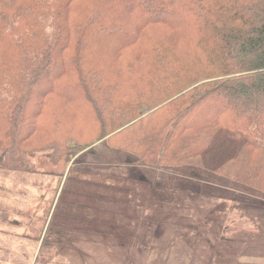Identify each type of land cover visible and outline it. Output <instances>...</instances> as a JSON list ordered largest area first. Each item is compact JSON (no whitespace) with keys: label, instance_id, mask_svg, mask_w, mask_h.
Here are the masks:
<instances>
[{"label":"trees","instance_id":"trees-1","mask_svg":"<svg viewBox=\"0 0 264 264\" xmlns=\"http://www.w3.org/2000/svg\"><path fill=\"white\" fill-rule=\"evenodd\" d=\"M101 139L117 153L109 178L125 175L116 192L142 188L180 235L185 209L220 202L144 168L264 202V0H0V170L33 173L37 153L70 161Z\"/></svg>","mask_w":264,"mask_h":264},{"label":"crops","instance_id":"crops-1","mask_svg":"<svg viewBox=\"0 0 264 264\" xmlns=\"http://www.w3.org/2000/svg\"><path fill=\"white\" fill-rule=\"evenodd\" d=\"M172 176L174 175L165 172L161 181L156 180L157 184L181 190H192L191 186L199 187L201 184L200 181L192 178ZM139 178L147 180L144 176ZM176 182L178 186L174 185ZM92 187L88 192L94 190ZM117 187L112 184L106 190V195L102 196L101 202L97 199L88 207L89 210L92 208V211H104L105 236L87 242L89 244L85 255L87 264H264L263 202L216 204L185 209L184 211L194 210L203 215L193 220L184 218L185 226L180 229L183 235H180L175 218L167 214L161 219L151 215L140 216L137 207L142 204L125 200V195L121 192L111 190ZM73 204L79 205V203ZM151 206L153 207L150 212L162 211L165 207L166 210H171L164 205ZM141 211L140 209L139 212ZM89 218L90 222H95V225L88 226L98 228L96 225L101 222L96 220L99 219H95L93 214ZM130 218H135L132 224L128 221ZM78 221L74 228L80 227ZM189 221L194 224L193 229L188 226ZM10 222L0 219V248H3L0 249V261L4 260L6 264H36V262L32 263V260H46L43 258L47 252L17 249V241L4 243V238L10 235H7L8 232H5L1 226ZM113 224L115 230L112 229ZM128 228H131L130 234L127 233ZM43 231L41 230L39 235H34L40 237L38 241L35 240L37 247L42 242ZM21 236L29 239L26 233ZM22 237H20L23 239L21 241L27 244ZM74 243L79 245L82 242L75 240L71 244ZM70 255V253L55 252L51 256L56 261L59 260V264H72L69 260L74 257Z\"/></svg>","mask_w":264,"mask_h":264},{"label":"rangeland","instance_id":"rangeland-1","mask_svg":"<svg viewBox=\"0 0 264 264\" xmlns=\"http://www.w3.org/2000/svg\"><path fill=\"white\" fill-rule=\"evenodd\" d=\"M97 19L100 18L97 17ZM156 34L150 32L147 33L146 41L148 43L155 42ZM174 39L175 37H173V42ZM92 54L93 51H90L89 55L91 56ZM121 85H129V82L126 78L122 81ZM100 141H102V139L92 142L90 146H88V148H95L96 146L100 145V147H98L95 152L94 150L86 152L85 149L79 154L73 156L70 161H67L64 157L54 159L51 158L47 152H39L33 157V162L35 164L34 166L36 168V172L33 173L3 172L0 170V219L11 221L8 224L2 225L1 228L4 229L5 232H8L6 233L7 235L13 236L4 238V243L17 241V249L27 251L41 250L44 253L47 252V255H45L43 258L46 260H32V263L59 264L60 261H56V259H54L51 255L57 252L58 248H60L53 242L59 239L57 232L61 229L63 230L64 234L66 233L67 238H65L66 246L62 248L63 250H61L60 253H70V256L74 257L73 259L69 260L72 264H87L85 258L86 251L89 246L87 242L93 240L94 238L105 236V234L102 230L96 235H91L89 232H87L85 236H82V233H79L77 229L78 227L74 228V225L77 223V220H79L78 223L80 226H88L90 224L95 225V222H90L89 217L91 214H95L96 211H90L88 207L92 206L93 202L97 199L102 198L104 194L106 195V190H108V188L107 186H103L102 180H106L105 182L107 183L109 174L111 172H118V170L113 169L114 164L110 165L113 162V158L117 156V153L107 151V149L104 148L102 144H99ZM68 143L70 145L75 144L72 142ZM90 152H94L95 155L94 153L90 154ZM120 156L121 155H118V157ZM136 158L137 157L130 154L126 156V159L128 160H133ZM114 163L116 164V159ZM144 169H150L148 172L154 173L153 176L156 178L159 176L160 179H154L159 181L162 180V174L165 173V171L154 170L151 168ZM175 176L178 175H174L172 177ZM124 177L125 175L123 174V171H120L117 175V178H109L108 181L110 183L118 186L117 188L111 190L117 191L122 185L121 180H125ZM91 180H94L95 182ZM200 183L201 184L199 187L191 186L192 190H181L196 193L194 195L204 194L205 196H201L199 201H197V204L208 203L212 200L213 202L219 201L220 205L262 202V200L259 198L245 195L238 196L236 193L235 195L228 194L227 192L223 191L209 193L208 191L202 189L203 183ZM176 184L178 183L176 182L174 185ZM90 187H92L94 190L88 192ZM134 191V194L125 195V200L132 201L136 204H142V206L139 205L137 207V213H139L140 216L151 215L157 216L155 218L158 219H161V217H166L164 216L166 213L163 211L150 212L153 206H151L152 203H148V198L146 196L143 197V195L140 194V192L143 191L142 188H136ZM228 197L233 198V200L234 198H237V200L231 201L228 199ZM73 203H79V205L77 206ZM140 209L143 212H139ZM100 212L104 213V211ZM192 212L193 211L187 212L189 219H192V217L197 219L203 215L200 212H197L196 214ZM134 219L135 218H130L128 220L130 224H132L131 222ZM104 220L105 216H101V220L96 221L104 222ZM49 221L51 227L55 229L54 235L50 237L51 245H45L44 247H41L40 243L38 244V248L37 243L35 242V237L37 236L34 235H39L41 230H44L43 232L45 234L48 228L46 223ZM43 226H45L44 229ZM128 227H130L129 224ZM112 229L115 230L114 224ZM23 233H26L29 239H27V237H22L21 234ZM20 237L24 238L27 244L23 243L24 241H21L23 239ZM75 240H79L82 243L79 245L78 243H74L73 246L71 243L72 241L75 242ZM0 249L3 250V248ZM5 262L6 261L4 260L0 261V264H4Z\"/></svg>","mask_w":264,"mask_h":264}]
</instances>
